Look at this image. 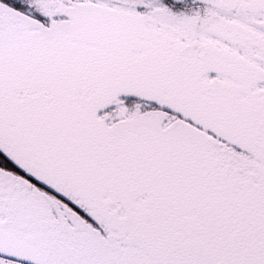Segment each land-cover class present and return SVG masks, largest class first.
I'll use <instances>...</instances> for the list:
<instances>
[{
    "label": "snow or ice",
    "instance_id": "snow-or-ice-1",
    "mask_svg": "<svg viewBox=\"0 0 264 264\" xmlns=\"http://www.w3.org/2000/svg\"><path fill=\"white\" fill-rule=\"evenodd\" d=\"M0 264H264V0H0Z\"/></svg>",
    "mask_w": 264,
    "mask_h": 264
}]
</instances>
